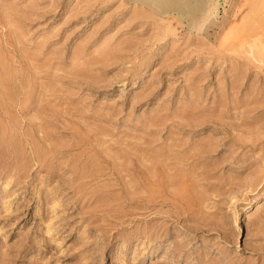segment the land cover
Listing matches in <instances>:
<instances>
[{
  "label": "rangeland",
  "instance_id": "rangeland-1",
  "mask_svg": "<svg viewBox=\"0 0 264 264\" xmlns=\"http://www.w3.org/2000/svg\"><path fill=\"white\" fill-rule=\"evenodd\" d=\"M0 264H264V0H0Z\"/></svg>",
  "mask_w": 264,
  "mask_h": 264
}]
</instances>
